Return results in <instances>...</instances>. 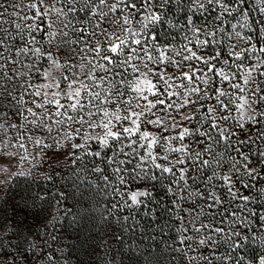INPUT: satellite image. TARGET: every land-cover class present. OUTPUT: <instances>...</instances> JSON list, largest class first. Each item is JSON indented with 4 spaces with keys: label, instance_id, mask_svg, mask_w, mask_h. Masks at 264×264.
<instances>
[{
    "label": "snow or ice",
    "instance_id": "snow-or-ice-1",
    "mask_svg": "<svg viewBox=\"0 0 264 264\" xmlns=\"http://www.w3.org/2000/svg\"><path fill=\"white\" fill-rule=\"evenodd\" d=\"M59 2L63 5L59 8L53 0H28L21 5L38 22L28 25L30 37L21 36L20 43L10 42L15 38L0 21V118L6 119L8 109L15 108L8 114L22 115L28 126L53 139L52 145L43 139L34 142L41 149L51 148L56 158L72 162L80 160V152L91 156V171L119 198L116 203L110 201L113 210L135 213L146 208L155 201L153 189L167 180L168 186L157 195L171 194L172 210L182 225L184 247L173 250L179 253L181 264H226L251 239L249 230L256 231L249 229V218L257 228L264 225V147L258 144L255 152L251 150L256 143L254 126L264 122V0H256L260 17L252 21L254 34L248 24L251 14L245 11L249 0H186L191 15L184 18L179 47L168 38L174 32L156 30L165 24L163 9L173 0ZM205 13L219 21L211 31L204 23ZM13 15L29 19L26 14ZM45 17L50 23L43 33L53 46L33 47L42 38L37 40L31 33L41 31ZM239 17H243L244 34L231 23ZM225 22L233 30L230 45L221 42L227 35ZM16 28L21 30V25ZM73 35L74 40L70 39ZM20 57H27L31 64ZM41 58L47 68L36 66V59ZM252 58L255 63H246ZM70 68L79 71L69 75ZM42 69V77L36 75ZM30 78L47 83L34 86ZM21 88L25 92L32 88L30 102ZM11 126L19 129L21 122ZM54 129L59 140L53 137ZM260 132L264 144V129ZM11 146L9 142L5 148ZM58 146L67 151H57ZM13 160L10 154L0 153V166L9 165L4 170L8 175L13 173ZM193 185L196 190L189 191ZM253 189H259L255 199ZM178 191L202 201L195 216V204L185 209L180 201L187 203V197L177 195ZM205 210L210 222L200 220L197 225ZM216 216L221 217V226L211 222ZM27 228L31 241L24 237L21 243L9 245L15 255L0 251V264H19L18 257L25 264L30 260L39 264L43 259L41 237L32 232L31 225ZM6 233L7 218L0 207V249ZM223 243L230 245L232 253H220ZM238 264H245V259L240 258ZM249 264H264V244L252 250Z\"/></svg>",
    "mask_w": 264,
    "mask_h": 264
},
{
    "label": "rangeland",
    "instance_id": "rangeland-1",
    "mask_svg": "<svg viewBox=\"0 0 264 264\" xmlns=\"http://www.w3.org/2000/svg\"><path fill=\"white\" fill-rule=\"evenodd\" d=\"M0 2L4 4V8L0 9L4 13L3 16H0V21H4L2 27L7 28L9 36L15 38L14 41L10 42L20 43L21 36L28 39L30 37L28 25L38 22L31 19L32 13L26 7H21V5H26L28 0H0ZM53 4L57 8L63 6L59 0H53ZM13 5H16V7H13ZM189 7L190 5L185 0L181 12L174 16L170 22L175 29V35L170 34L168 38L173 40L174 47H179L180 42H183L184 18L186 15H191V12L187 11ZM245 11L251 14L248 24L254 34L255 27L252 25V21L260 17L256 0H249V7ZM14 12L21 15L26 14L29 19L23 20L20 16L13 15ZM205 17L206 19L203 17L202 19H204L208 31L212 30L213 24H219V21L213 20L212 13H205ZM68 18L65 17L64 19ZM141 19H143V15ZM47 23H50V21L45 17L44 22L41 24V31L31 33V35L37 37V40L42 38L41 44L33 45V47L50 48L53 46L49 43L47 34L43 33V28L47 26ZM73 23H76V20H73ZM231 23L236 24V30L241 31L242 34L246 32V29L240 27L243 23V17L231 20ZM17 24L21 25L19 31L16 28ZM136 26H140L139 22ZM222 26L226 28L227 35L221 38V42L230 45L234 42L233 30L227 22ZM177 29H179L178 32ZM75 38L74 35L70 37L73 40ZM216 50H219V47ZM20 59L25 61L26 64H31V60L27 57H20ZM76 59L79 61L80 56H77ZM246 63H255V58L246 61ZM41 65H43V68L48 67L44 59H36V66L40 67ZM73 71H79V69L70 68L68 74L72 75ZM36 75L42 77L43 69ZM257 79L262 78L257 76ZM31 83L34 86H39L40 83H47V81L31 79ZM57 83H60V81L58 80ZM85 83L90 82L85 80ZM20 92L24 95L26 102L32 100V88H28L27 92L21 88ZM26 107L27 104L20 106V111L23 112ZM14 111L15 108L10 107L8 109V113ZM8 113H5L6 119L0 118V124L5 125V128L0 129V153L5 156L10 154L15 157V160L11 163L12 175H8L4 171L8 169L9 165L0 166V181H3V183H0V207L4 208V215L7 218V238L3 249H0V251L12 252L15 255V248L9 245L14 246L21 243L24 237H28L31 241L27 228L28 225H31L32 232L39 234L41 237L39 255L43 256V259L40 260L39 264H181L179 253L173 250L184 247L180 243L182 225L177 222V213L172 208L165 213L161 212L165 216L164 222L161 221L159 224L145 229L144 226L148 224L146 215L143 214L140 219L139 216H135L140 210L135 213H128L111 209V203H116L119 198L107 189L102 177L98 180L93 174L91 171V156L86 157L84 152H80L77 154L80 160H73L72 162L64 159L63 156L54 157L51 154V148L41 149L34 142L43 139L47 145H52L53 139L46 134L36 132L35 129L28 126L22 115H9ZM29 120H31V117H29ZM17 121L21 122L19 129L11 126ZM261 129H264V122L254 126L252 139L256 143L251 145L252 152H255L258 144L264 147L259 138ZM53 137L57 140L60 139L56 135L55 129L53 130ZM9 142L12 146L5 148V145ZM61 143L63 142L61 141ZM21 144L24 146L20 147ZM56 150L67 151V148L61 149L58 146ZM46 152L48 155H45ZM22 156L27 157V159H21ZM5 179L7 180L6 183ZM203 187V184H201V191ZM195 190L196 187L193 190L189 189V191ZM258 191L259 189H253L254 199ZM61 193H63V197H61ZM182 197H187V203L184 200L180 201L185 209L189 204H195V209L192 212V216H195L202 207V201L190 196L182 195ZM170 198L171 194L169 198L164 197L165 205L170 203ZM44 199L46 200L45 205H52V211L48 218L36 216L34 213L35 203H39V201L44 203ZM6 201L7 203H5ZM260 202L262 201H256V203ZM148 207L147 205L146 208L142 209V212H145ZM249 207H255V204H251ZM86 214L93 215L91 220L93 223L86 222ZM125 217L130 218L125 219ZM152 218L157 219L158 216H152ZM189 219H191V216ZM220 219V216H216L211 222L214 226H221L219 224ZM226 219H230V217ZM200 220H203L205 224L210 222L206 210L205 215L196 221L197 225ZM14 224H17L18 227H13ZM44 225H47V227L45 228ZM133 227H136V231ZM188 227H191V225H188ZM248 227L249 229L256 228V231L249 230L248 236L251 239L247 240L245 244H255L257 242L256 247L244 246L239 252L233 253L226 264H238L240 258H244L246 263L249 264L252 250L259 249L264 244V241L261 240V236L264 235V225L257 228L256 221L249 218ZM135 232L136 235L134 236ZM122 233H128L132 236L131 241L134 247L130 248L133 250L127 257L125 255L126 250L129 248L128 244L118 242ZM138 233H144V236L141 237V234L139 236ZM187 234L194 235L192 232ZM18 235L19 239L16 238ZM120 247L122 252L124 250L123 254L119 252ZM31 251V249L28 250L29 257H31ZM219 251L222 255H227L232 253L233 250L229 244L223 243ZM191 255H198V252H192ZM17 259L19 264H25L23 259L19 257ZM29 264H35V262L30 260Z\"/></svg>",
    "mask_w": 264,
    "mask_h": 264
},
{
    "label": "trees",
    "instance_id": "trees-1",
    "mask_svg": "<svg viewBox=\"0 0 264 264\" xmlns=\"http://www.w3.org/2000/svg\"><path fill=\"white\" fill-rule=\"evenodd\" d=\"M184 1L185 0H180V3L177 4L176 0H173L171 5L165 7V8H168V9L170 7L171 11L169 12L168 9H166V10L164 9V12H166L165 13L166 22H165L164 25H157L156 26V30L158 32L164 33L165 29H169L170 32H175L174 31L175 29H174L173 26H171L170 22L173 20L172 18L174 16H176L177 14H179L181 12V8H182V5H183ZM167 186H168V181L166 180V181H164L163 185H158L156 189H153V196L155 197V201L153 203H149L148 204L149 207L145 210V212H142V210H140L139 213L137 215H135V216H139V219L142 217L143 214L146 215V219H147V223L148 224H146L144 226L145 229L151 228L152 226H155L156 224H159V222H161V221L164 222L165 216L163 214H161V212L165 213V212H167L168 210H170L172 208V205L170 203L165 205V201H163L164 197L169 198L170 194L157 195V192H162L164 190V188H166ZM195 187L196 186L193 185L192 188H190V189L193 190V188L195 189ZM177 195L188 196L187 193L183 192V191H178ZM45 204H46V200L45 199H44V203H42L41 201H39V203H37V202L35 203L36 208L34 209V213H35L36 216L38 214V216H40V217L43 216V218H45V217L48 218V216L51 214V211H52V205L51 204L45 205ZM156 215L158 216V218L157 219H153L152 216H156ZM86 216H87V217H85V219L87 220L86 222L93 223V222H91L93 215L86 214ZM133 229H135V231H136V227H133ZM132 232L134 233V231H132ZM138 234H139V236L141 234V237L144 236V233H138ZM135 235H136V232H135L134 236ZM131 239H132V236H131V234H128V233H122V235L119 236V241L118 242L120 243V241H121V242H123V244L127 243L128 246H129V248L126 250V255L124 254L125 257H127V255H129L132 252V250H133V249H130V248L134 247L133 244H132ZM256 243L257 242H255V244L246 243L245 246L249 247V248H254V247H256ZM121 250H122V248L120 249L119 252H121L123 254L124 250H123V252ZM245 264H247L246 261H245Z\"/></svg>",
    "mask_w": 264,
    "mask_h": 264
},
{
    "label": "clouds",
    "instance_id": "clouds-1",
    "mask_svg": "<svg viewBox=\"0 0 264 264\" xmlns=\"http://www.w3.org/2000/svg\"><path fill=\"white\" fill-rule=\"evenodd\" d=\"M0 183H3V181H0Z\"/></svg>",
    "mask_w": 264,
    "mask_h": 264
}]
</instances>
